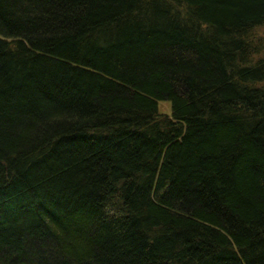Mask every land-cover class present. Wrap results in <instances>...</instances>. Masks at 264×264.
Returning a JSON list of instances; mask_svg holds the SVG:
<instances>
[{"label": "trees", "instance_id": "obj_1", "mask_svg": "<svg viewBox=\"0 0 264 264\" xmlns=\"http://www.w3.org/2000/svg\"><path fill=\"white\" fill-rule=\"evenodd\" d=\"M262 26L264 0H0V264H264Z\"/></svg>", "mask_w": 264, "mask_h": 264}, {"label": "rangeland", "instance_id": "obj_2", "mask_svg": "<svg viewBox=\"0 0 264 264\" xmlns=\"http://www.w3.org/2000/svg\"><path fill=\"white\" fill-rule=\"evenodd\" d=\"M257 32H258L259 37L262 38L263 45H264V26L258 28ZM263 51H264V48H263ZM170 108H171V103L169 101H161L158 103V110L161 113H164V114L167 113L170 115Z\"/></svg>", "mask_w": 264, "mask_h": 264}]
</instances>
